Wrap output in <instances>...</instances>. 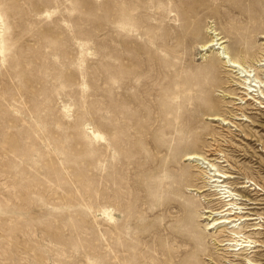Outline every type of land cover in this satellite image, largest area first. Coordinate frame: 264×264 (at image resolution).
Masks as SVG:
<instances>
[{"label":"rangeland","instance_id":"obj_1","mask_svg":"<svg viewBox=\"0 0 264 264\" xmlns=\"http://www.w3.org/2000/svg\"><path fill=\"white\" fill-rule=\"evenodd\" d=\"M185 1L0 0V264H180L206 229L195 200L221 205L188 154H212L229 182L264 184V103L224 98L243 89L202 50L214 26L245 51L234 32L253 0ZM259 37L247 64L264 54ZM229 111L236 126L207 118ZM260 224L252 251L209 254L264 264Z\"/></svg>","mask_w":264,"mask_h":264},{"label":"bare ground","instance_id":"obj_2","mask_svg":"<svg viewBox=\"0 0 264 264\" xmlns=\"http://www.w3.org/2000/svg\"><path fill=\"white\" fill-rule=\"evenodd\" d=\"M185 2L188 3L189 0H187ZM156 7L163 8L164 10H166L169 8V5L160 3ZM173 10H176V8L170 9L169 11L171 12ZM241 14H244V13L241 12ZM244 16L248 19V24L244 28L238 27L236 32H234L235 37L233 39V42H234L233 45L235 44L236 46H244V48L246 47V50L241 51V52H245L246 53L245 55H249L247 57L250 58V53L248 50H250V48L253 49L252 46L257 44L259 36H260L259 37L260 39H264V0H253L250 4V12L245 14ZM196 29H197L196 30L197 32L201 31L199 27H196ZM208 30H209L208 31L209 34L212 37H211L210 41H208L207 43L202 45L203 46L202 50L205 51V50H208L209 48L214 47V49L217 50L215 58H218L219 60L223 61V64L228 67V70L231 72V74H234V76L238 80V81H235V84L238 85V87L240 89H243V92H242L243 95H240V96L237 93H233V92L232 93H225V91H223V97L226 99H228V98L233 99V104H237V105L243 104V103L246 104V102L248 100H253L256 103L258 102V104L264 103L263 102L264 101V78H263L264 72H263V77L260 74L261 73L260 71H264V54L262 56H260L259 58H257V55H256V57L254 56L255 57L253 60L254 63L253 64H247V60L245 58L246 56L244 57L242 55L243 53L242 54H241V52L236 53L232 49L231 45L225 44L228 42V38L226 35H223L222 32H219L218 29L214 28V26L212 28L210 27ZM261 46L262 47L264 46V42L261 44ZM239 51H240V49H239ZM262 51L264 52V48L262 49ZM215 61L216 60H213V58H212L210 62H208L207 64H205V66L202 67V70L203 69H208V70L212 69L215 66ZM250 61L251 60H249L248 62H250ZM109 67L111 68V66H109ZM205 73H206V71H205ZM208 74H210V73H208ZM208 74H207V76H208ZM211 76H214V73H212ZM211 76L209 78H211ZM231 78H232V76H231ZM213 79L216 80L215 78H213ZM211 81L212 80H210V82ZM110 82H111V78H110ZM204 84H206V83H204ZM228 84H229V82H228ZM189 85H190V83H189ZM193 85H195V84H193ZM198 85H196L195 87H198ZM208 85H207V87H208ZM187 87L191 88V90H192V88H194L191 86L190 87L187 86ZM203 87H205V86H203ZM198 88H200V86ZM206 90H208V89H206ZM188 91H190V89ZM207 93L208 92L202 93V94H206V96L204 95V98H203L205 100V102H206V100L210 101V99L212 98V97H209ZM209 93H210V91H209ZM220 94H222V93H220ZM196 97L197 96H195V98ZM197 98H199V97H197ZM198 100H196V101H198ZM192 101L193 100H191V102ZM224 103H225V101H224ZM240 110L241 111L243 110V105L242 106L240 105ZM242 113H243V111H242ZM199 114H201L203 116L207 115L208 114L207 106L203 107L201 110H199ZM229 114H230V116H226V114L214 113L213 115L207 116V118L212 120V121H220L223 125H227L230 127L236 126V124L234 122V120H235L234 118L237 119V117H239V116H237V112L233 113V111H229ZM242 115L247 117V115H245L244 113ZM239 118H241V117H239ZM245 119L247 120L248 118H245ZM237 126L239 127V125H237ZM253 135H256V134H252L251 136L254 137ZM212 136L213 137L218 136L221 139L226 138V134L225 135L221 134V132L219 133L218 131L217 132L214 131ZM230 139H231V137H230ZM215 141L218 142L219 140H215ZM220 152H221V150H220ZM221 154H222V152H221ZM211 156H212V154L202 155V154H199L197 152H192L185 157L186 160H190V162L193 161L195 163V165L198 166L199 168H203L202 169V175H204L206 177V179L208 180V181L207 180L206 181L208 182L207 185L210 184V187H209L210 190L212 188H214L213 190H211L212 195L217 196L216 199L220 201L221 205L216 207V205L212 204V206L204 207L202 198L200 200H195L198 207L200 208L202 206V208H203V212H202L203 213V219L207 221L206 229L203 228L204 230H201V229L195 230V232L193 231L194 235H193V233L191 235L189 234L190 236H188V238L185 241L188 245V249H186L184 251V254H183V257L180 261V264H207V263H209V264L210 263L220 264L219 262L217 263V261L215 260L213 255L209 254L208 249L210 247V244L217 245L219 248L225 247L226 252L228 251V253H227L228 256H226V252H225V254L223 255V258H226L228 262H233L234 260H231L229 257L237 256V252H239V251L246 252L247 250H251L252 248L256 247L255 244L257 243V240L251 239L250 235L247 234V232H249L248 228L252 227V226H254V227L256 226V228L253 230H257L260 228L258 225L263 226V224H260V222H262V218H264V213H262L260 211L259 207H254L253 205H261L262 204V202H261L262 198L258 199V197L261 196V194H259V192L264 190V184H261L260 182H258V180L254 179V178L252 179L248 176L246 177L248 180H246L245 182H240V181L236 182V183H233L232 181L229 182V179H231L233 177L230 174H228L226 171H224L223 167H225V166L222 165L223 166L222 167L220 165L221 163L219 164L220 161H217L218 160L217 158H215V157L213 158ZM235 184H237V185L234 186ZM249 187H251L250 190L256 191V192L254 194H252V192H248L249 190H247V189ZM201 189H202V187L196 188L198 193L204 192L203 190L201 191ZM240 189H244L246 192L243 190L240 191ZM249 194H252L253 196L255 195L256 197L252 198L249 196ZM201 195H203V194H201ZM210 197H212V196H210ZM191 198H193V197H191ZM258 200H261V201H258ZM189 201H192V203H193L194 199L189 200ZM209 202H212V201L210 200ZM193 204H195V203H193ZM190 207H191V205H190ZM194 214H197V213H194ZM194 221L193 222L190 221V222H192V224H193ZM252 221H259V222H255L253 224V223H250ZM194 225H195V223H194ZM193 230H194V228H193ZM187 232H189V230ZM180 238H183V237H180ZM205 256H209V257L206 258ZM203 257H205V258H203ZM240 257H241V255H240ZM203 259L205 261H203ZM207 260H210V261H207ZM248 261L250 262L251 259H248ZM248 261H247V263H248Z\"/></svg>","mask_w":264,"mask_h":264}]
</instances>
